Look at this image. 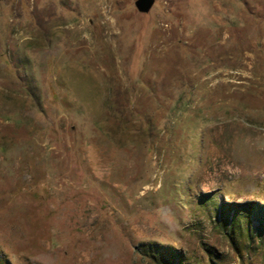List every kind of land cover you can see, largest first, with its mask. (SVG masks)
Instances as JSON below:
<instances>
[{
	"label": "rangeland",
	"instance_id": "rangeland-1",
	"mask_svg": "<svg viewBox=\"0 0 264 264\" xmlns=\"http://www.w3.org/2000/svg\"><path fill=\"white\" fill-rule=\"evenodd\" d=\"M0 2V264H264V0Z\"/></svg>",
	"mask_w": 264,
	"mask_h": 264
},
{
	"label": "water",
	"instance_id": "water-1",
	"mask_svg": "<svg viewBox=\"0 0 264 264\" xmlns=\"http://www.w3.org/2000/svg\"><path fill=\"white\" fill-rule=\"evenodd\" d=\"M3 0H0V2ZM155 0H136L134 6L139 13L147 14L152 9Z\"/></svg>",
	"mask_w": 264,
	"mask_h": 264
}]
</instances>
